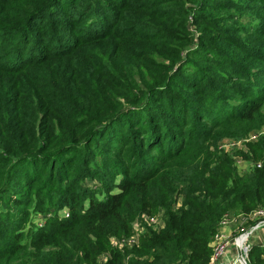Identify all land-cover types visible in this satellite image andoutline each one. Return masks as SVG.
Wrapping results in <instances>:
<instances>
[{"label":"trees","instance_id":"trees-1","mask_svg":"<svg viewBox=\"0 0 264 264\" xmlns=\"http://www.w3.org/2000/svg\"><path fill=\"white\" fill-rule=\"evenodd\" d=\"M262 127L264 0H0V264H209L264 205V134L217 144Z\"/></svg>","mask_w":264,"mask_h":264},{"label":"built area","instance_id":"built-area-1","mask_svg":"<svg viewBox=\"0 0 264 264\" xmlns=\"http://www.w3.org/2000/svg\"><path fill=\"white\" fill-rule=\"evenodd\" d=\"M263 134L264 129L254 130L248 133L244 138L220 142L218 148L224 152H228L231 147L244 143L245 141H256L258 137ZM260 164L261 162L257 163L258 166ZM237 216H241L243 220L238 222ZM233 222H236L234 233L230 235L220 233V228ZM145 225L155 231L163 228L164 223L161 212L151 215L142 214L141 217L136 218L132 222L134 228L133 233L123 239H115L114 236L110 237L111 245L116 248H130L138 244L139 235L143 232ZM255 233H261L262 238L260 235V239L257 241L252 239ZM252 245L264 246V205H260L248 214H226L223 217L211 243L212 253L209 264H247L248 252ZM106 257L107 255L104 254L100 256V259L105 261ZM225 257H227V259H225Z\"/></svg>","mask_w":264,"mask_h":264},{"label":"rangeland","instance_id":"rangeland-1","mask_svg":"<svg viewBox=\"0 0 264 264\" xmlns=\"http://www.w3.org/2000/svg\"><path fill=\"white\" fill-rule=\"evenodd\" d=\"M264 129V127H262L261 129H259V130H263ZM244 138V137H243ZM230 139V140H229ZM241 139V138H240ZM231 140H238V139H233V138H223L222 140H220L219 142H218V144H217V147H218V145H219V143L220 142H227V141H231ZM249 141H245L244 143H241V144H239V145H236V146H233V147H231L229 150H228V152H226V153H229V154H231L232 155V157H233V159H234V163H235V165H236V167H237V169L239 170V171H243V170H248V169H250L254 164H256V163H258V162H261L262 163V161L260 160V161H257V162H253V161H251V160H249V159H245V158H243L239 153H237V150H241V151H247L248 150V145H247V143H248ZM251 142H254V141H251ZM219 149V148H218ZM179 204V203H178ZM136 219V218H135ZM134 219V220H135ZM133 220V221H134ZM131 225H132V223H131ZM133 230H134V228H133V226H132V233H133ZM131 233V234H132ZM114 238L115 239H123V238H127L126 236H114ZM104 255V254H103Z\"/></svg>","mask_w":264,"mask_h":264},{"label":"crops","instance_id":"crops-1","mask_svg":"<svg viewBox=\"0 0 264 264\" xmlns=\"http://www.w3.org/2000/svg\"><path fill=\"white\" fill-rule=\"evenodd\" d=\"M237 218H238V222H240V220H243V218L241 216H237ZM235 224H236V222H233V223H230V224L220 228V233H222L224 235H230V234L234 233ZM260 235L262 238L261 233H255V235L252 237V239H255V241H257L258 239H260ZM225 259H227V257H225Z\"/></svg>","mask_w":264,"mask_h":264},{"label":"water","instance_id":"water-1","mask_svg":"<svg viewBox=\"0 0 264 264\" xmlns=\"http://www.w3.org/2000/svg\"><path fill=\"white\" fill-rule=\"evenodd\" d=\"M240 255V254H239Z\"/></svg>","mask_w":264,"mask_h":264}]
</instances>
